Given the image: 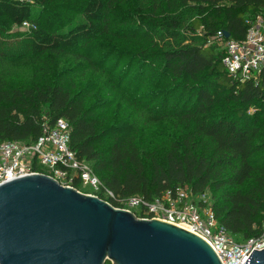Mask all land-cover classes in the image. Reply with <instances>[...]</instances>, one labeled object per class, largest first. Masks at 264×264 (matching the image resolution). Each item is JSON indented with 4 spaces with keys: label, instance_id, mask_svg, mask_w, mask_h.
Segmentation results:
<instances>
[{
    "label": "trees",
    "instance_id": "16d2710c",
    "mask_svg": "<svg viewBox=\"0 0 264 264\" xmlns=\"http://www.w3.org/2000/svg\"><path fill=\"white\" fill-rule=\"evenodd\" d=\"M112 0H76L82 19L66 29H36L9 34L0 27V59L31 53H63L104 35L123 33L122 39L150 40L148 48L132 54L140 69L160 66L159 80L172 84L183 107L165 110L159 119L184 116L193 130L178 143L156 154L135 141L138 123L130 119L106 122L99 108L73 81L46 78L42 84L7 86L0 75V144L7 140L31 143L42 135L43 124L65 119L71 127V148L87 161L105 189L107 201L142 196L154 201L167 191L187 188L212 194L210 208L220 225L244 239L264 236V67L257 79L242 81L223 64L224 50L214 40L218 31L246 37L250 22L264 17V0H171L170 12L111 13ZM167 1V0H166ZM49 0H0V20L8 29L32 21L47 11ZM199 6V16L181 8ZM205 5L212 11L207 15ZM123 19V20H122ZM10 35H18L14 41ZM122 65V64H120ZM126 87V86H124ZM124 89L120 102L145 106L144 94ZM171 100L168 102V105ZM179 103V102H178ZM129 105V104H128ZM75 178L74 186L79 185ZM205 204V202H202ZM105 264H112L107 260Z\"/></svg>",
    "mask_w": 264,
    "mask_h": 264
},
{
    "label": "water",
    "instance_id": "95a60500",
    "mask_svg": "<svg viewBox=\"0 0 264 264\" xmlns=\"http://www.w3.org/2000/svg\"><path fill=\"white\" fill-rule=\"evenodd\" d=\"M230 37L229 32H225ZM222 264L197 234L30 174L0 185V264ZM245 264H264V249Z\"/></svg>",
    "mask_w": 264,
    "mask_h": 264
},
{
    "label": "rangeland",
    "instance_id": "374dc122",
    "mask_svg": "<svg viewBox=\"0 0 264 264\" xmlns=\"http://www.w3.org/2000/svg\"><path fill=\"white\" fill-rule=\"evenodd\" d=\"M75 1L49 0L47 11H37L31 22L36 26L53 30L66 29L68 24L82 19L79 13L80 7L73 4ZM110 5L111 13L115 15L131 11L134 17L141 19L144 14L152 10L155 11V15L160 12L166 14L170 12L174 4L171 0H112ZM205 7L207 12L201 16L208 15L212 11L208 5ZM181 10L184 15L190 17L199 16L200 11L198 5L191 3L183 6ZM0 27L9 30V34L30 31L22 26H14L10 30L1 20ZM10 36L14 41L18 38V35ZM123 36V33L113 36L104 35L79 45L74 51L41 55L29 53L23 57L0 59V75L7 86L22 89L42 84L46 78L73 81L76 89H82L83 94L88 96L87 105L97 106L98 113L106 122L110 123L122 118L136 121L138 123L136 143L141 149L147 148V151L158 154L180 142L188 132L193 130V122L184 116L159 119L165 110H172L175 104L177 108L183 107L182 97L177 95L176 89H170L171 83L159 80L156 71L159 64L154 65L148 62L139 70L140 65H136V61L132 58L133 53L148 48L150 40L144 38L125 40L122 39ZM214 44L218 45L217 42ZM124 86L127 88L132 86L131 91L144 94L146 98L142 101L145 106L133 102H127L121 106L120 100L131 96L130 92L125 96L126 87ZM170 100L171 103L168 105ZM39 166L43 171L50 170L48 165L40 163ZM78 186L82 191L96 192L91 184L80 182ZM204 198L205 204L200 206L202 211H205L204 208L213 202L210 192H207ZM200 200L201 197L196 194L189 195L184 206H188L191 201L198 203ZM124 209L142 218L141 206L129 207L125 204ZM157 217L165 219L166 216L159 214ZM175 222L188 225L187 222L179 220ZM229 234L236 242H246V239L239 235Z\"/></svg>",
    "mask_w": 264,
    "mask_h": 264
},
{
    "label": "built area",
    "instance_id": "2783aa9c",
    "mask_svg": "<svg viewBox=\"0 0 264 264\" xmlns=\"http://www.w3.org/2000/svg\"><path fill=\"white\" fill-rule=\"evenodd\" d=\"M21 26L29 30L37 28L29 20ZM214 40L224 50L223 64L234 77L242 81L257 79L264 67L262 15L252 19L244 39L236 40L227 37L224 31H218ZM42 129V135L31 143L7 140L0 144V185L30 174L43 173L81 193L105 201L115 197L111 190L104 188L90 163L79 159L71 148V127L65 119H59L53 124L46 122ZM40 163L48 165L50 170H41ZM75 178L79 182L91 184L96 192H85L78 185L74 186ZM189 195L193 196L191 190L180 188L176 193L167 191L154 201H148L142 196H131L119 199V208L124 209L125 204L129 207L141 206L143 219L155 218L172 224L177 220L187 222L193 233L211 245L222 264H245L254 250L264 249V237L251 238L244 243L234 241L220 225L210 205L204 208L205 211L201 210L205 194L200 196V202L191 201L188 206H184ZM159 214L166 216L165 219L157 217Z\"/></svg>",
    "mask_w": 264,
    "mask_h": 264
},
{
    "label": "bare ground",
    "instance_id": "6f19581e",
    "mask_svg": "<svg viewBox=\"0 0 264 264\" xmlns=\"http://www.w3.org/2000/svg\"><path fill=\"white\" fill-rule=\"evenodd\" d=\"M175 225H177V226H179V227H181V228H184V229H186V230H189V231H191L192 232V230L191 229H189V227H187V226H185V224H177V223H174ZM183 226V227H182Z\"/></svg>",
    "mask_w": 264,
    "mask_h": 264
}]
</instances>
